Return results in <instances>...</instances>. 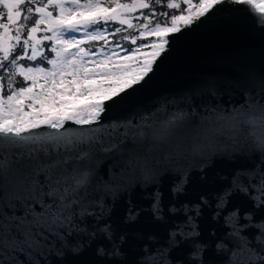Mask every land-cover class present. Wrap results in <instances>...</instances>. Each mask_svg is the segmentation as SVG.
<instances>
[{
  "label": "water",
  "instance_id": "water-1",
  "mask_svg": "<svg viewBox=\"0 0 264 264\" xmlns=\"http://www.w3.org/2000/svg\"><path fill=\"white\" fill-rule=\"evenodd\" d=\"M169 36L154 71L119 104H109L92 127L65 122L69 135L77 136L124 125L115 138L123 141L119 151L104 150L114 142L104 133L102 143L82 146L84 158L79 150L58 157L68 162L52 172V181L68 186L74 177L89 174L71 223L33 229L25 241L16 220L24 215L21 198L35 182L47 191L44 166L51 160L42 153L29 156L27 147L0 144V262L239 264L249 250L264 255V205L256 206L251 197L257 192L249 186L259 185L264 174V149L245 127L237 130L212 118L264 104V20L249 5L225 2ZM173 118L181 119L166 130ZM41 127L48 135V126ZM138 131L146 133L144 139ZM185 177L183 191H176ZM237 177L249 194H234L217 214L218 196ZM130 207L139 213L132 222ZM235 207L238 219L229 215ZM189 217L198 236L190 235Z\"/></svg>",
  "mask_w": 264,
  "mask_h": 264
},
{
  "label": "snow or ice",
  "instance_id": "snow-or-ice-1",
  "mask_svg": "<svg viewBox=\"0 0 264 264\" xmlns=\"http://www.w3.org/2000/svg\"><path fill=\"white\" fill-rule=\"evenodd\" d=\"M225 2L231 4L249 5L251 10L264 20V8L253 5V0H198V5L193 6L190 0H183L187 8H182L180 3L169 2L166 8L180 9L179 15H171L163 21H156L155 16H144V23L140 24L139 37H132V43L137 39L147 36H155L156 40L151 44L141 43L137 49L129 47L123 58L120 57L121 45L117 43L115 48L105 51L103 45L109 41L105 34V25L112 29L113 33H119L122 29L114 27L113 23L134 27L131 14L137 9H149L151 5L147 0H131L130 3H121V0H46L45 3L35 6L32 0H0V69L8 72L13 65L15 73L23 77L24 81H30L26 87L15 88L8 83V94L5 96V86L0 83V144H11L28 148V155L33 156L42 153L51 163L46 164L44 169L48 172L47 191L39 182H35L28 194L21 198L24 208L23 217L16 220L20 227L25 229L27 242L32 235V230L45 229L49 231L56 227H64L71 223L74 214V206L79 203L77 195L81 188L86 187L90 180L88 173H82L73 178V184L61 185L60 181H52V172L67 160H60L61 152L70 153L80 151V158L88 155L82 151L83 145L91 147L94 143H102L100 136L107 133L112 142L104 150L107 152L119 151L122 140L115 139L123 124L113 123L105 129H97L87 136L75 134L69 135L66 121H74L77 125H89L92 127L93 120L101 119L100 113L107 111L109 104L117 105L124 96L135 86L139 85L150 72L154 71L153 65L157 57L164 51L170 42L169 34L179 33L183 28L198 22L215 10V6ZM23 8V10H22ZM259 10V11H257ZM36 14L31 25L24 23L29 20L28 14ZM168 16V13H162ZM7 21V23L3 21ZM42 33L39 37L36 33ZM83 32L82 36H77ZM111 34V33H110ZM129 39L128 36L123 37ZM43 41H50V51L55 53L54 59H49L41 47ZM86 41H102V50L95 52L86 49L83 45ZM19 46V50H18ZM150 47L152 51L140 55L141 49ZM42 57L40 63L51 64L50 69L39 66H29L26 61H36ZM7 61V64L3 62ZM25 61V63H20ZM142 61V63H140ZM2 79V77H0ZM11 81L12 77H7ZM43 80V83H39ZM37 86L39 90L37 91ZM64 94L82 97H92L91 102L75 104L63 99ZM104 101H108L106 104ZM38 105V107H37ZM30 111H25V108ZM217 121L231 122V127L239 130L241 126L248 130V134L254 142L264 149V104L247 105L234 109L229 115L214 113L212 117ZM178 119L173 118L168 122L167 129L174 128ZM131 127V121H128ZM48 126V135H42ZM57 131H51V130ZM39 130V131H36ZM127 137V131L123 134ZM137 135L144 139L146 133L138 131ZM53 155L57 158L52 159ZM233 180L232 184L223 189L218 196L217 214L225 210L230 204L234 194H249V187ZM184 178L176 191H183ZM257 195L251 198L256 206L264 205V174L261 175L259 185L250 184ZM201 200L206 204L203 197ZM37 206L39 211L37 210ZM196 213L199 214V205H195ZM127 220L135 221L139 215L134 208H129ZM175 211V209H172ZM159 207L153 206V215H157ZM84 213L82 212L81 215ZM240 208L235 207L230 212V218H239ZM157 218H159L157 216ZM244 218L251 221L249 213H244ZM187 224L193 227L190 235L198 236L194 230L192 218L189 217ZM264 243V225H261ZM107 228L104 229L106 231ZM31 247V244L28 245ZM246 247V246H244ZM199 251V249H198ZM3 264V262H0ZM239 264H264V255L254 253L251 250L245 254V260Z\"/></svg>",
  "mask_w": 264,
  "mask_h": 264
},
{
  "label": "trees",
  "instance_id": "trees-1",
  "mask_svg": "<svg viewBox=\"0 0 264 264\" xmlns=\"http://www.w3.org/2000/svg\"><path fill=\"white\" fill-rule=\"evenodd\" d=\"M45 2L46 0H32L33 5L35 6H37L38 4L45 3ZM130 2L131 0H121V3H130ZM147 2L151 5L149 9H137L135 12L132 13V20H133L132 23L134 24L133 28L129 29L127 28L126 25H119L116 22H111L113 23L114 27L119 26V28L122 29L119 33H113L112 29L108 28V26L105 25V34L109 41L108 45L112 43H119L122 46H124L126 49H129V47L132 48L137 43L141 44V43H145L147 40H156L155 36H147L146 34L145 38L143 39L138 38L135 44L132 43V37H139L137 35L139 25L145 22L144 16L140 15L141 12L145 16L149 14L154 15L155 20L153 21V23H155L156 21H163L165 19H168V17H170L171 15H179L181 13L180 9L166 8L165 5L169 2L180 3L182 5V8H187V4H184L183 0H147ZM165 12L168 13L167 17L161 15L162 13H165ZM28 15H29V20L25 21L24 23H26L27 25H31L34 22V19L36 18V14L33 13V14H28ZM125 36H128L129 39L124 40L123 37ZM102 45H103L102 41H86L83 46L86 49L93 50ZM108 45H103V47L106 48L108 47ZM42 46H43L44 54L47 56H50L52 53L50 51V46H51L50 42L43 41ZM18 50H19V46H18ZM41 60H42V57L37 58V61H41ZM3 63L7 64L8 62L4 61ZM15 67L16 65H13L12 68L8 70V72H4L2 69H0V77H2V79H0V83H3L5 86V90L3 93L4 95H7L9 92L8 87H7L9 82L12 83V85L15 88L23 87L28 82V81H24L23 77L15 73ZM8 76L12 77L11 81H8L7 79Z\"/></svg>",
  "mask_w": 264,
  "mask_h": 264
},
{
  "label": "rangeland",
  "instance_id": "rangeland-1",
  "mask_svg": "<svg viewBox=\"0 0 264 264\" xmlns=\"http://www.w3.org/2000/svg\"><path fill=\"white\" fill-rule=\"evenodd\" d=\"M257 5H260L262 8H264V0H253ZM83 2V0H82ZM190 2L193 4V6H197L198 5V0H190ZM39 6V4L37 5ZM0 9H2V5H0ZM132 19V14H131V17ZM5 23H7V21H3ZM133 22V20H132ZM119 27V26H118ZM139 32H140V27H138V31H137V35L139 36ZM35 35H37V37H39L40 35H42V33H36ZM83 35V32L81 33H78L77 36H82ZM152 41L154 40H147L145 43L146 44H151ZM50 42V41H49ZM43 43V42H42ZM117 43H112V44H109L108 47L104 48L105 51L107 50H110L112 48H115V45ZM50 45H51V42H50ZM121 45V44H120ZM140 45V43H137L135 44V46L132 47L133 50L137 49V47ZM41 47L43 48V46L41 45ZM102 50V46H99L98 48L96 49H93L92 51H95V52H100ZM118 52H119V55L121 58H123L126 54V52L128 51V49H126L124 46L121 45V47L119 49H116ZM152 51V49L150 47L148 48H144V49H141L140 51V55H145L147 53H150ZM2 56V53H0V57ZM49 59H54L55 58V53L52 52L50 56H48ZM20 63H25L23 61H21ZM29 66H39L41 68H46V69H50L51 68V64H46V63H40V61H27L26 62ZM140 63H142V61H140ZM39 83H43V80H41ZM28 84H30V81H28L26 83V85H24L23 87H26L28 86ZM20 88V87H19ZM37 91L39 90V86H37ZM96 95L97 94H93L92 97H82V96H76V95H68V94H64L63 96V99L66 100V101H70V102H74L75 104H83V103H88V102H91L92 99L96 98ZM6 96V95H5ZM38 107V105H37ZM25 111H30L27 107L25 108Z\"/></svg>",
  "mask_w": 264,
  "mask_h": 264
}]
</instances>
